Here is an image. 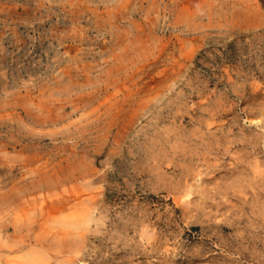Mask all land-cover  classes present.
Masks as SVG:
<instances>
[{"label": "rangeland", "instance_id": "rangeland-1", "mask_svg": "<svg viewBox=\"0 0 264 264\" xmlns=\"http://www.w3.org/2000/svg\"><path fill=\"white\" fill-rule=\"evenodd\" d=\"M261 26L264 0H0V264H264Z\"/></svg>", "mask_w": 264, "mask_h": 264}, {"label": "bare ground", "instance_id": "bare-ground-1", "mask_svg": "<svg viewBox=\"0 0 264 264\" xmlns=\"http://www.w3.org/2000/svg\"><path fill=\"white\" fill-rule=\"evenodd\" d=\"M184 1V0H183ZM189 3H190V1H189ZM176 4V3H175ZM182 4H183V2H182ZM191 4V3H190ZM179 5V4H178ZM177 8V7H176ZM178 8H179V6H178ZM190 8V7H189ZM188 8V9H189ZM179 10V9H178ZM186 10V9H185ZM193 10V9H192ZM183 12V11H182ZM184 13V12H183ZM191 14V13H190ZM178 18V17H177ZM179 19V18H178ZM251 35H264V26H261V27H257V28H255V29H253V30H251V31H249L248 33H245V34H241V36H243V40H249V36H251ZM233 41V38H224V39H218V40H215V42H216V44L218 45H226L227 43H231ZM200 55H202V54H200ZM194 61H195V59H193V57L192 58H190L189 59V61L188 62H178L177 63V67H176V69L173 71V72H171L170 74H167V76L162 80V83H161V88H160V90L153 96V98H152V101H151V105H150V108H148L147 110H145V112H144V117H148V115H150V113H151V111H152V108H153V106H156V105H158L159 103H160V101L169 93V92H171V91H174L176 88H177V85H178V82L180 81V80H182V77L184 76V75H187L188 73H189V71H190V67L193 65V63H194ZM184 63V64H183ZM152 106V107H151ZM257 162V161H256ZM259 168H260V166H259ZM261 169V168H260ZM253 170V169H252ZM258 172V171H257ZM262 172V171H261ZM260 172V173H261ZM245 173V172H244ZM194 174V173H193ZM246 174V173H245ZM201 175V174H200ZM245 176V175H244ZM244 176H242V177H244ZM198 177H199V175H198ZM243 179H245V178H243ZM200 180V179H199ZM198 180V181H199ZM240 181V180H239ZM192 187V186H191ZM194 187V186H193ZM192 187V188H193ZM183 188H185V187H183ZM197 188V187H196ZM181 191V190H180ZM184 191V190H183ZM178 192V191H177ZM190 192V191H189ZM188 192V194H187V197L189 196V193ZM196 192V191H195ZM93 195V194H92ZM184 196H186V195H184ZM178 197V196H177ZM93 198V197H92ZM176 198V197H175ZM181 198V197H180ZM179 198V199H180ZM65 200H67V198L65 199ZM93 200V199H92ZM175 200V199H174ZM176 200H177V198H176ZM176 200L174 201V202H176ZM54 202V201H53ZM53 202H51L50 201V203L52 204ZM91 202V201H90ZM95 202V201H94ZM182 202H184V201H182ZM57 203H61V201H58ZM62 204V203H61ZM60 204V205H61ZM56 205V204H55ZM57 206V205H56ZM63 206V205H62ZM62 206H61V208H62ZM64 207V206H63ZM54 209V211H55V209H56V207H53ZM52 210V211H53ZM62 210H64V209H62ZM41 211H42V213H43V215L45 216L46 214H50L52 211H51V206H49V205H43L42 207H41ZM45 211V212H44ZM57 212H58V210H57ZM56 213V212H55ZM93 213H94V211H93ZM105 213H106V206L104 205L101 209H99L98 211H97V213L95 214V216L94 217H92L91 216V213H89V211L87 210V209H83V210H81V211H79V212H76V213H74L71 217H70V220H69V225H68V227H70L71 229H73L75 232L76 231H79V230H81V229H83V228H85V227H87V226H90V228H91V232H92V234L95 236L96 234H97V232L101 229V226H102V223H103V221H104V218H105ZM66 222H68V221H66ZM88 231V230H87ZM58 233H59V231H57ZM61 232V231H60ZM53 233V232H52ZM86 233V232H85ZM54 234V233H53ZM61 234L63 235V234H65V235H67V234H69L68 233V231H66V230H64L63 232H61ZM92 235V236H93ZM83 236V235H82ZM82 236H80L81 238H83ZM70 237V236H69ZM68 237V238H69ZM61 238V237H60ZM62 238H63V236H62ZM66 238H67V236H64V238L63 239H65V241H66ZM67 238V240H68V242H69V239ZM53 239V238H52ZM59 239V238H58ZM72 239H74V238H72ZM77 239V238H76ZM79 239V238H78ZM84 239V238H83ZM60 240V239H59ZM75 240V239H74ZM85 240V239H84ZM61 241H64V240H61ZM64 241V242H65ZM77 241V240H76ZM38 242V241H37ZM70 242H72V240L70 241ZM84 242V241H83ZM63 243V242H62ZM56 244H60L59 243V241H57L56 242ZM68 244V246H69V243H67ZM71 244H73V242L71 243ZM36 245V244H35ZM83 245V243H81V245H80V248H81V246ZM62 246V245H61ZM66 247H67V245H65ZM77 246V245H76ZM18 247V246H17ZM17 247H16V249H14V250H11V251H9L10 253L9 254H14V252H18L19 251V249L17 250ZM58 249H60L58 246H56ZM63 247V249H64V246H62ZM70 247V246H69ZM68 247V248H69ZM78 247H79V245H78ZM87 247V246H86ZM20 248V247H19ZM66 249V248H65ZM22 250V249H21ZM69 250V249H68ZM70 250H71V248H70ZM6 251V250H5ZM4 251V252H5ZM58 251V250H57ZM64 251V250H63ZM62 251V252H63ZM77 250L75 249V252H76ZM67 252H70V251H67ZM71 252H73V251H71ZM59 253H61V252H59ZM65 252H63V254H64ZM81 253V252H80ZM32 254H33V251H26L25 253H20L19 255H15V256H12V257H10V258H6V263L7 264H26V261H27V259H29V257L30 256H32ZM68 254V253H67ZM66 254V255H67ZM70 254H72V253H70ZM46 256V255H45ZM56 256H58V255H56ZM47 257V256H46ZM82 257V256H81ZM75 258V257H74ZM40 259V258H39ZM36 260V259H35ZM71 260H73V259H71ZM75 260H76V258H75ZM31 263H33V258H32V260H31ZM67 264H85V259L82 257L81 259H78V260H76V261H70V262H68Z\"/></svg>", "mask_w": 264, "mask_h": 264}]
</instances>
